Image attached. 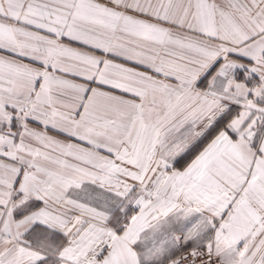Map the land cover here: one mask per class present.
Here are the masks:
<instances>
[{
	"label": "snow or ice",
	"instance_id": "obj_1",
	"mask_svg": "<svg viewBox=\"0 0 264 264\" xmlns=\"http://www.w3.org/2000/svg\"><path fill=\"white\" fill-rule=\"evenodd\" d=\"M0 264H264V0H0Z\"/></svg>",
	"mask_w": 264,
	"mask_h": 264
}]
</instances>
